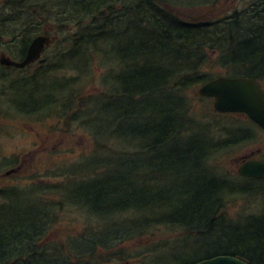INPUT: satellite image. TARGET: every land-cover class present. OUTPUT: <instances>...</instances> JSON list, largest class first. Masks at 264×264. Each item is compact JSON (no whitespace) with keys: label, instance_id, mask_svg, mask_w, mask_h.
I'll return each instance as SVG.
<instances>
[{"label":"trees","instance_id":"trees-1","mask_svg":"<svg viewBox=\"0 0 264 264\" xmlns=\"http://www.w3.org/2000/svg\"><path fill=\"white\" fill-rule=\"evenodd\" d=\"M233 1H3L0 56L21 61L36 36H64L24 69L0 64V118L77 124L96 148L59 169L61 185L0 187V264H195L220 255L264 264V178L221 175L214 164L258 126L190 114L188 92L215 78L203 73L212 60L227 76L264 81V0L210 18ZM95 66L106 69L101 90L85 94ZM45 192L61 201L43 200ZM237 199L241 209L230 213ZM65 206L86 226L48 244ZM157 228L172 236L125 250Z\"/></svg>","mask_w":264,"mask_h":264},{"label":"rangeland","instance_id":"rangeland-1","mask_svg":"<svg viewBox=\"0 0 264 264\" xmlns=\"http://www.w3.org/2000/svg\"><path fill=\"white\" fill-rule=\"evenodd\" d=\"M3 1L0 0V5H2ZM252 1L235 0L226 6L209 12V16L210 18L223 16L235 8L244 7ZM194 13L198 16L208 13V11H196ZM52 28L51 26L49 27L51 32ZM44 36L50 37L51 42L46 46L41 58L48 57L54 52L53 50L56 48V44L52 43V41H60L64 34L56 35L52 32V34ZM105 72V68H97L95 66V71L92 72V80L85 85V94L99 92L101 90L100 77ZM203 73L215 78L230 77L227 76L225 69L214 63V60L203 69ZM57 75L60 77L75 76L76 73L74 71H60ZM260 85L264 90V81ZM200 87L188 92L189 103L191 105L190 114L192 116L197 117L205 123L209 122V120L219 122V124L225 127H254L251 124L252 121L245 114L220 113L231 114L229 116L218 114L219 112L213 108L214 98L201 96L198 92ZM70 128H67L62 123H57L55 119L29 122L18 118H0V162L17 158L15 165L10 167L4 166V168L0 167V187L26 188L34 184L53 186L66 182L67 179L64 177L54 178L53 176L60 171L59 169H65L71 164L81 162V160L90 156L96 148L94 138L85 129L79 127L77 124ZM255 131L256 135L249 142L219 153L215 161L217 164L214 163L217 168V173L236 177L237 170L243 162L248 160L264 161V131L259 127L255 128ZM149 160L152 162L153 157H150ZM41 197L46 201H61L60 195L56 192H45L41 194ZM242 204L243 201L237 199L235 203L229 204V212L234 213V211H239ZM86 223L87 221L83 218L80 210L75 207L65 206L57 211L56 222L51 227L50 233L45 241L48 244L61 242L69 236L79 234L85 228ZM168 232L165 228L154 229L155 235H150L151 238H144L143 241L138 242L130 241L124 245V248L129 253L144 252L148 241L152 243L171 237L172 234L169 235ZM104 264L121 263L110 261Z\"/></svg>","mask_w":264,"mask_h":264},{"label":"water","instance_id":"water-1","mask_svg":"<svg viewBox=\"0 0 264 264\" xmlns=\"http://www.w3.org/2000/svg\"><path fill=\"white\" fill-rule=\"evenodd\" d=\"M51 38L44 35L35 37L30 43L22 61H15L2 54L0 64L7 68L24 69L41 58ZM201 96L213 97V108L219 113L245 114L254 124L264 131V90L261 85L245 77H218L199 88ZM238 174L246 178H264V161L248 160L243 162ZM195 264H248L234 256L220 255Z\"/></svg>","mask_w":264,"mask_h":264}]
</instances>
